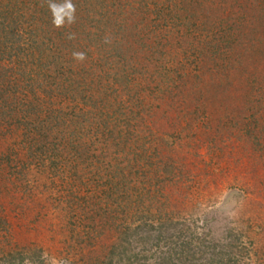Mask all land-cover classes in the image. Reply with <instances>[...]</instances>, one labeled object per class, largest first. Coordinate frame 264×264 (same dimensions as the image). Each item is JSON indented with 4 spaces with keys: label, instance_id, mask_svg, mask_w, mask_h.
I'll return each instance as SVG.
<instances>
[{
    "label": "rangeland",
    "instance_id": "1",
    "mask_svg": "<svg viewBox=\"0 0 264 264\" xmlns=\"http://www.w3.org/2000/svg\"><path fill=\"white\" fill-rule=\"evenodd\" d=\"M219 3L222 7L219 9L205 2L200 7L184 4L187 8L177 4L176 19L188 25L176 20V26L185 31L198 23V34L181 37L179 31L175 32L173 44L163 41L161 51L150 54L149 61L155 63L156 56H163L157 66L170 74L174 72L175 79L186 84V89L192 85L194 94L198 90L196 86H208L207 75L202 73L211 67L235 70L236 80L217 91L210 87V91L196 100L197 94L184 98L177 92L168 107L172 113L170 119L161 112L162 105L160 109L153 106L160 112L146 114L142 129L116 134L114 149L118 153H114V158L108 156L109 146L102 139L88 143L86 152L82 151L90 158H80L82 137L86 140L87 131L95 128L86 127L84 133L81 132L84 129L77 127L68 129L66 122L84 120L86 115L82 111L74 108L80 113L74 117L71 109L82 96L66 89L49 92L48 86H44V91L38 89L35 80L44 79L32 76V55L26 65L18 64V60H24L21 58L24 54L32 53V18L25 16L18 34L12 27L8 38L16 44L8 46V42H0V264H11L9 255L3 253L10 246L28 249L31 254L36 251L37 262L51 264L55 258L62 264H70L79 261V249L85 244L88 228H97V235L98 232L109 235L107 225H97L94 221L105 213L104 204L111 203L117 193L118 187L112 183L117 182L118 170L128 161L127 156H120L122 149L129 156L134 153L127 171L133 165L137 172H148V167H152L149 163L162 161V164L173 163L182 170L184 180L195 182V191H186L182 197L175 191L170 195L175 205L167 211L170 210L169 215L177 226L189 217L193 227L204 228L207 239L218 243L217 249L227 252L223 245L235 240L236 245L245 247L242 258L246 263L264 264V29L259 28L261 32L252 38L261 42L255 47L260 45L258 51L251 55V65L237 64L236 56L234 60L224 59L223 52L214 55L216 61L211 64L209 57L203 58L200 52L208 49L209 55V44L216 42L217 36L221 40L225 36L220 26L232 18L229 8L225 9L230 1ZM201 9L205 13L203 17L199 15ZM5 10L0 14L1 27ZM217 20L222 25H215ZM145 41L149 43V39ZM238 51L237 55L245 50ZM125 55L128 59V54ZM146 65L145 69L151 68L147 61ZM105 95L106 91L100 94ZM44 102L53 110L46 118ZM82 121L78 123L84 126ZM105 163L109 167L102 171ZM108 171V176L103 177ZM124 179L118 180L124 196L120 201L130 203V207H107L106 216L111 215L110 222L115 220L118 226L128 221L130 239L134 240L131 243H135L136 236L153 232L149 226L142 225L146 204L137 202V197L130 195L131 189L121 186ZM116 196L119 198V193ZM88 203L97 213L92 220L86 217ZM109 240L103 236L101 242L109 243ZM92 241L97 242V238ZM83 248L86 251L89 247ZM233 251L239 255V249ZM26 262L28 258L23 264Z\"/></svg>",
    "mask_w": 264,
    "mask_h": 264
},
{
    "label": "trees",
    "instance_id": "2",
    "mask_svg": "<svg viewBox=\"0 0 264 264\" xmlns=\"http://www.w3.org/2000/svg\"><path fill=\"white\" fill-rule=\"evenodd\" d=\"M3 1L6 3L0 2V14L5 8L6 10L2 15L4 24L2 27L0 26V42L2 44L6 42H8V46L14 42L16 44V41L8 38L11 30L16 28L17 33L15 34H18L20 26L24 23V18H32V53L24 54L21 57L24 60H18V64L26 65L27 58L32 55V76L44 79L43 81L35 80L37 88L44 91V86H48L49 90L47 91L49 92L66 89L70 93L79 92L82 96L81 101H77L71 109H73L74 117L79 116L81 111L86 115L83 120L84 126L82 123H78L82 120L75 121L73 119L67 120L66 127L68 129L77 127L81 130L86 127L88 130L90 127L95 128L93 131L86 130L89 134L86 135V140L82 137L83 148L79 155L83 159L89 157L83 154L88 148V143H94L99 139L104 141L107 148L109 146L108 156L114 158V153H118V150L114 149L116 134L119 132L120 135H122L121 133L127 134L133 128L142 129L141 125L148 117L146 114L152 111L157 114L160 112L158 109L162 106L161 112L165 117L172 118L171 109L168 107L171 106L170 102L174 100L177 92H180L184 98L190 97L192 93L193 95L197 94L196 98L194 97L196 100L205 95V91H210V87L217 91L222 86L233 84L232 80H236L235 70H222V68H226L223 66H221L222 68L211 67L202 73L207 75L208 86L206 83L204 84L205 88L196 86L198 90H195L194 94L195 88L192 85L186 89V84L182 85L178 79H175L174 72L170 74L164 67L157 66L163 56H156L155 63L149 61L152 57L150 54L161 51L160 47L161 44L163 45V41L170 45L173 44L175 32L179 31L181 37L198 34L197 27L200 26L198 23L197 27L193 29L188 27L185 31L176 26L178 22L181 25H188L187 22L183 23L176 19L178 17L175 9L177 4L181 6L184 4L187 6L199 5L200 7V4L205 2L209 4L208 6L219 9L220 1H230V5L225 8H229L228 11L232 17L230 21L225 25H222L218 20L217 23L215 22L217 26L221 24L219 29L226 32L225 36H222L223 38L220 36L223 41L217 36L216 42L209 44L211 48L209 55L208 49H203L204 51L200 52L201 55L204 54L203 58L209 57L211 64L216 61L214 55L223 52L224 59L234 60L236 56L237 64L251 65V55H254L255 50L258 51L260 45L255 47L261 42V39H257L258 43L252 38H254V34L261 32L258 30L259 28L264 29V0H253L254 3L251 0H73L77 9L76 22L60 29L55 28L52 24V16L46 0ZM56 2H60V0H56ZM185 5L184 7L187 8ZM255 7L257 8L254 9ZM201 10L199 15L203 17L205 13L203 9ZM226 30L229 32L227 33ZM71 33L75 34L74 39L68 38ZM146 39H149V43H146ZM248 48H251V52ZM238 49L245 51L237 55ZM76 51L86 54V59L83 62L73 59L72 53ZM124 52L128 54V59ZM146 61L151 67L150 69L143 67L146 65ZM32 91L34 90L32 89ZM104 91L107 92V95L100 96ZM251 94H254V91ZM155 102L159 105H154ZM43 105H45V109L43 108L44 117H47L53 110L45 102ZM153 106L159 107L157 111ZM74 108H78L80 113ZM34 126L38 129L37 124ZM81 132L86 133L85 129ZM119 152L120 156L125 155V158L127 156L128 161L125 162L128 164L133 159L134 153L129 156L123 149ZM167 157L171 156L167 155ZM127 163L124 164L125 168L122 167L123 169L118 170L116 177L118 180L125 178L121 186L131 189L130 195H135L137 202L146 204L147 213L144 215L142 225L149 226L153 234L147 231L144 235L136 236L135 243H131L134 240L130 239L128 221H123V226H121L122 223L119 226L117 223L115 224V220L110 222L111 215L106 216L107 210H109L107 207L113 205L123 208L127 205V209L130 207V203L120 201L121 198H124L122 196L123 188L120 187V181L117 180L116 183H112L113 187H118L115 189L117 193L114 195V200L104 204L105 213L100 214L94 221L97 225H107L110 234L102 235V232H98L97 235L95 232L97 228H88L83 241L85 244L79 249V254H81L79 261H72L70 264H249L242 258V250H245L243 244L238 246L234 243L235 240H231L223 245L228 251L225 252L224 249L221 251L217 249V242H212L210 238L207 239V232L204 231V228L198 229L197 226L191 225L189 217L177 226L178 223L169 215L168 208L175 205V201L171 202L173 198L170 197L173 191L182 197L186 191L192 192L197 189L195 182L191 184L192 182L183 179L181 169L173 163L163 162L162 164V161H156L153 164L149 163L152 167H148V172H137L133 165L127 171ZM140 166L142 165L137 167ZM108 167L106 163L102 164L101 170L105 169L106 171ZM109 172L102 174L103 177H107ZM108 178L110 179V177ZM128 178L130 179L128 180ZM118 193L119 198L116 196ZM162 196L164 198L161 199ZM89 205L86 217L92 220L93 216H97V213L94 214L95 207ZM165 205L166 208H163ZM81 220L84 222L83 219ZM103 236L110 239L109 243L101 242ZM93 238H97L98 244L96 241H92ZM84 246L89 248L84 251ZM233 248L239 249V255L233 251ZM27 250L10 246L3 253L9 255L11 264H23L25 258H28L30 264H45L43 261H36L38 257L36 251L33 250L31 254Z\"/></svg>",
    "mask_w": 264,
    "mask_h": 264
},
{
    "label": "clouds",
    "instance_id": "3",
    "mask_svg": "<svg viewBox=\"0 0 264 264\" xmlns=\"http://www.w3.org/2000/svg\"><path fill=\"white\" fill-rule=\"evenodd\" d=\"M46 3L52 16V24L55 28L60 29L65 26H71L76 22L77 9L73 0H60V2H56V0H46ZM68 38L74 39L75 34H69ZM72 56L73 59L79 62H83L86 59V54L84 52L76 51L72 53ZM45 256H47V253H45ZM26 264H29V262H26ZM51 264H62V262L53 258Z\"/></svg>",
    "mask_w": 264,
    "mask_h": 264
}]
</instances>
